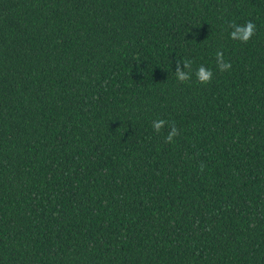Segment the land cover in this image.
Masks as SVG:
<instances>
[{
	"label": "trees",
	"instance_id": "16d2710c",
	"mask_svg": "<svg viewBox=\"0 0 264 264\" xmlns=\"http://www.w3.org/2000/svg\"><path fill=\"white\" fill-rule=\"evenodd\" d=\"M0 264H264V0H0Z\"/></svg>",
	"mask_w": 264,
	"mask_h": 264
},
{
	"label": "clouds",
	"instance_id": "9594fccd",
	"mask_svg": "<svg viewBox=\"0 0 264 264\" xmlns=\"http://www.w3.org/2000/svg\"><path fill=\"white\" fill-rule=\"evenodd\" d=\"M231 28L233 29L230 32V38L233 40H239L242 43H247L253 35L256 33V25L253 21H247L245 25H238L236 23H233L231 25ZM216 63L218 68L221 71H225L231 68V63L224 60L223 52L221 50H218L216 52ZM187 69V71L183 70ZM176 75L180 82H186L191 79L192 76V62L191 61H185L183 64L180 61L176 62ZM195 75L199 82L201 83H208L210 82L213 71L210 68H206L204 65H200ZM168 122L161 119L157 121H153V128L154 131L159 132L162 127H164ZM179 134V130L176 128L175 125H171V131L166 136V142H172L173 137ZM203 165H201V168Z\"/></svg>",
	"mask_w": 264,
	"mask_h": 264
}]
</instances>
